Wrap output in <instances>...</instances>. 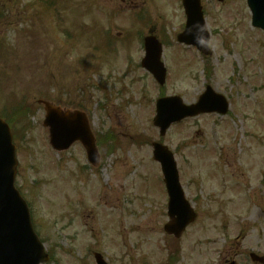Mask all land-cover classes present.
<instances>
[{"label":"rangeland","instance_id":"obj_1","mask_svg":"<svg viewBox=\"0 0 264 264\" xmlns=\"http://www.w3.org/2000/svg\"><path fill=\"white\" fill-rule=\"evenodd\" d=\"M49 1L0 0V114L7 118L28 91L32 127L16 142V185L53 255L50 264H95V252L110 264H163L160 228L168 218L154 142L175 154L186 197L199 212L181 241L180 264H253L250 253H264V35L245 17L229 19L228 9L245 0L225 7L205 0L209 59L176 42L185 21L181 0H144L135 14L122 0ZM154 24L168 44L164 88L140 65L141 39ZM207 65L210 79L202 72ZM206 84L229 98L234 117L187 120L161 138L153 125L160 94L193 104ZM44 97L67 109L86 102L80 105L93 133L117 137L106 140L114 153L99 150L97 169L80 144L56 153L37 105ZM190 246L198 249L194 256Z\"/></svg>","mask_w":264,"mask_h":264},{"label":"water","instance_id":"obj_2","mask_svg":"<svg viewBox=\"0 0 264 264\" xmlns=\"http://www.w3.org/2000/svg\"><path fill=\"white\" fill-rule=\"evenodd\" d=\"M184 2L188 24L186 32L179 37V42L201 47L199 39L195 37L196 32L203 38L202 44L207 47L208 34L199 0H184ZM252 5L257 11L258 4L255 0H252ZM254 26L264 29V24ZM146 48L147 58L143 65L160 84H164L165 69L160 62L161 45L154 39H148ZM39 104L44 106L47 113L44 126L50 130L52 147L61 152L68 150L76 141H80L86 148L91 163L97 165L99 157L85 116L79 112L63 111L45 101H40ZM217 104L223 107V100L216 97L210 89L197 105L191 107L184 106L179 98L162 99L157 104L158 115L155 126L160 128L161 136H165L172 124L179 123L188 117L215 112L218 110ZM154 155L155 159L162 164L165 184L171 200L170 216L173 222L166 226V231L170 235L180 237L186 227L194 222L196 215L184 199L173 155L160 145H155ZM17 166L11 130L0 119V264L46 263L49 257L33 231L27 204L15 188ZM252 257L258 260L257 257ZM98 264L105 263L99 259Z\"/></svg>","mask_w":264,"mask_h":264},{"label":"flooded vegetation","instance_id":"obj_3","mask_svg":"<svg viewBox=\"0 0 264 264\" xmlns=\"http://www.w3.org/2000/svg\"><path fill=\"white\" fill-rule=\"evenodd\" d=\"M137 0H132L131 1V8H136L137 6H135V3H136ZM218 5H220L221 7H225L227 5H236V3H228L227 1L225 0H222V1H219L218 0ZM203 5L205 6V3H203ZM229 13H228V16H229V19L230 20H233V19H240V17H242L244 19L245 17V20L250 24L251 21H252V16H251V12H250V8L248 6V2L247 0H245V7L243 8H239V7H232V8H229L228 9ZM191 249H196L198 251L197 248H194L192 247ZM173 257H171V254L169 253L168 254V257H167V260L169 261V263L172 261Z\"/></svg>","mask_w":264,"mask_h":264}]
</instances>
